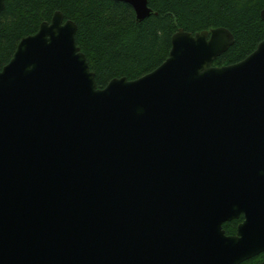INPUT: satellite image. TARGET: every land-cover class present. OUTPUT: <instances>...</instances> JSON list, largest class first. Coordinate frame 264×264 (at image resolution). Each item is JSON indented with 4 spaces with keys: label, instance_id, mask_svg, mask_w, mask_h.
Returning <instances> with one entry per match:
<instances>
[{
    "label": "water",
    "instance_id": "obj_1",
    "mask_svg": "<svg viewBox=\"0 0 264 264\" xmlns=\"http://www.w3.org/2000/svg\"><path fill=\"white\" fill-rule=\"evenodd\" d=\"M114 1L137 22L158 15L149 0ZM77 29L55 12L0 72V264L264 254V40L218 67L229 30L179 29L156 70L100 89Z\"/></svg>",
    "mask_w": 264,
    "mask_h": 264
},
{
    "label": "trees",
    "instance_id": "obj_2",
    "mask_svg": "<svg viewBox=\"0 0 264 264\" xmlns=\"http://www.w3.org/2000/svg\"><path fill=\"white\" fill-rule=\"evenodd\" d=\"M149 6L158 15L137 22L130 5L114 0H6L0 14V72L20 41L37 33L57 11L77 24V45L100 89L113 79L136 80L156 70L169 57L179 29L193 35L229 30L235 43L214 62L218 67L244 60L264 40V0H149ZM243 220L225 223L226 234L235 235ZM263 261L264 254L243 264Z\"/></svg>",
    "mask_w": 264,
    "mask_h": 264
},
{
    "label": "flooded vegetation",
    "instance_id": "obj_3",
    "mask_svg": "<svg viewBox=\"0 0 264 264\" xmlns=\"http://www.w3.org/2000/svg\"><path fill=\"white\" fill-rule=\"evenodd\" d=\"M244 218V217H243ZM237 233V232H236ZM227 235V234H226ZM236 235V234H235ZM235 235H232V236H235ZM229 236V235H228Z\"/></svg>",
    "mask_w": 264,
    "mask_h": 264
}]
</instances>
